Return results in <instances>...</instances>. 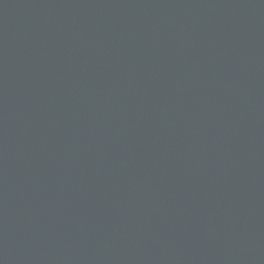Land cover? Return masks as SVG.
Instances as JSON below:
<instances>
[{
  "label": "water",
  "instance_id": "obj_1",
  "mask_svg": "<svg viewBox=\"0 0 264 264\" xmlns=\"http://www.w3.org/2000/svg\"><path fill=\"white\" fill-rule=\"evenodd\" d=\"M0 264H264V0H0Z\"/></svg>",
  "mask_w": 264,
  "mask_h": 264
}]
</instances>
